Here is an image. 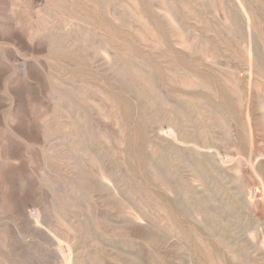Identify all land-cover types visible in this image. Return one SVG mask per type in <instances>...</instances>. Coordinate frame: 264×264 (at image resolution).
Listing matches in <instances>:
<instances>
[{
    "label": "rangeland",
    "instance_id": "1",
    "mask_svg": "<svg viewBox=\"0 0 264 264\" xmlns=\"http://www.w3.org/2000/svg\"><path fill=\"white\" fill-rule=\"evenodd\" d=\"M0 264H264V0H0Z\"/></svg>",
    "mask_w": 264,
    "mask_h": 264
}]
</instances>
